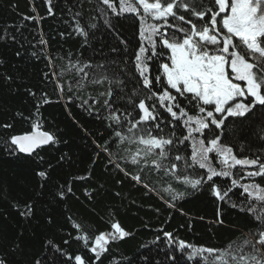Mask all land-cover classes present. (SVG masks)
I'll use <instances>...</instances> for the list:
<instances>
[{"label":"trees","instance_id":"trees-1","mask_svg":"<svg viewBox=\"0 0 264 264\" xmlns=\"http://www.w3.org/2000/svg\"><path fill=\"white\" fill-rule=\"evenodd\" d=\"M105 11L115 28L105 24ZM170 23L190 27L178 20L170 19ZM77 24L89 31L87 42L76 32ZM93 24L97 27L89 28ZM138 28L133 16H111L100 0H0V259L5 264H74L71 258L77 254L88 264H185L187 253L177 247L180 240L223 249L234 241L253 238L249 234L258 222L240 211L241 203H249L242 189L234 188L228 200L219 201L210 184L193 189L171 173L119 159L127 156L124 147L128 145L113 144L111 157L101 150L113 130L107 119L111 110L135 115L132 102H139L133 95L140 84L132 64L139 47ZM166 60L165 56L151 65L152 77ZM78 61H115L109 76L122 83L82 79L71 67ZM123 62L132 73L121 71ZM259 112L258 107L256 115L242 125L229 117L226 127L211 126L207 139L219 135L241 157H264V118ZM164 118L169 117L165 114ZM33 123L57 142L41 146L34 154L20 153L10 144V137L32 132ZM161 127L165 137L172 131L180 138L187 134L182 122L179 127L175 122ZM185 143L188 147L179 146L173 157H190L191 142ZM110 158L128 174L110 164ZM210 158L219 168L214 153ZM41 171L47 175L40 177ZM233 171L237 173L233 178L244 174L239 166ZM197 172L205 174V170ZM136 175L141 182L132 178ZM231 179L214 177V182L227 188ZM240 182L260 183V178ZM169 186L173 191H164ZM177 193L184 195L173 201ZM29 205L31 215H21ZM113 222L129 235L110 242L109 250L97 261L77 236L87 234L94 239L111 231Z\"/></svg>","mask_w":264,"mask_h":264},{"label":"snow or ice","instance_id":"snow-or-ice-1","mask_svg":"<svg viewBox=\"0 0 264 264\" xmlns=\"http://www.w3.org/2000/svg\"><path fill=\"white\" fill-rule=\"evenodd\" d=\"M100 2L110 10L111 16L119 18L131 15L139 22V47L133 53L132 64L135 69L133 74H138L140 84L133 91V95L139 99L138 104L132 102L135 115L127 110L121 114L111 110L107 119L111 121L109 127L113 130L110 140L100 146L101 150L111 157L113 144L118 148L128 145L130 147H124L127 156L119 159L131 165L143 162L156 171L171 173L178 182L193 189L210 184L212 195L219 201L228 200L234 188L242 189L241 195L246 194L249 203H241L240 211L251 214L258 222L256 230L249 234L252 239H245L241 243L234 241L223 249L197 246L183 240L178 242L177 247L187 253L185 264L188 261L193 264H264V157H241L232 146L222 143L219 135L207 139L206 132L210 131L211 126L216 129L226 127L229 117L237 118V123L242 125L256 115L258 107L260 117L264 118V0ZM102 14L105 24L115 28L109 12ZM192 17L196 20L193 21ZM170 19L190 27L171 24ZM96 27L89 25V28ZM169 28L176 31L170 33ZM76 32L87 42L90 33L85 27L77 24ZM127 51L126 47L125 53ZM165 56L166 62L159 63L156 69L158 74L152 77L151 65L156 60H164ZM116 63L81 64L78 61L71 67L78 76L92 83H102L108 79L110 84L119 85L122 81L109 76L110 71L114 70L111 65ZM121 71L132 73L133 70L127 62H123ZM144 93H147L144 98H139ZM108 94H112L111 89ZM184 100H187V105H184ZM105 104L111 109L108 101ZM165 114L169 118H164ZM173 122L177 127L182 122L187 134L180 138L172 131L165 137L161 124L167 126ZM39 128L38 123H33L32 132L11 136L10 144L20 153L34 154L41 146L57 142L54 135ZM186 141L191 142L190 157L181 154L173 157L172 152H179V146L188 147ZM213 153L219 168L210 158ZM181 161L182 164L179 163ZM109 163L114 164L117 170L125 171L120 163L111 158ZM238 166L244 174L237 179L233 178L237 175L233 170ZM189 169L192 170L191 174L188 173ZM197 169L205 170V174H199ZM125 174L128 173L125 171ZM38 175L45 177L47 173L41 171ZM214 177L232 178L231 186L225 188L216 184ZM253 177H259L260 183L240 182ZM132 178L141 182L140 175ZM164 191L173 189L169 186ZM183 195L177 193L172 200L180 199ZM170 206L175 207L174 204ZM232 207L237 205L232 203ZM26 208L21 215H31V206ZM73 226L81 229L79 224ZM110 227L111 231L101 232L94 239L87 234L77 236L97 261L109 250L110 242L129 235L118 222H113ZM165 236L171 239L170 233H165ZM71 259L74 264H88L80 254ZM0 264H5V261L0 259ZM36 264H40V261Z\"/></svg>","mask_w":264,"mask_h":264}]
</instances>
